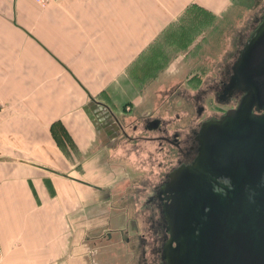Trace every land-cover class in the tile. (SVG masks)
<instances>
[{
  "label": "crops",
  "instance_id": "0c3cea01",
  "mask_svg": "<svg viewBox=\"0 0 264 264\" xmlns=\"http://www.w3.org/2000/svg\"><path fill=\"white\" fill-rule=\"evenodd\" d=\"M193 2L0 0V264H94L79 215L100 191L82 181L110 179L82 177L96 155L71 160L62 140L110 149L124 126L113 86Z\"/></svg>",
  "mask_w": 264,
  "mask_h": 264
},
{
  "label": "rangeland",
  "instance_id": "374dc122",
  "mask_svg": "<svg viewBox=\"0 0 264 264\" xmlns=\"http://www.w3.org/2000/svg\"><path fill=\"white\" fill-rule=\"evenodd\" d=\"M193 1L186 17L162 31L161 42L148 45L130 63L122 85L113 86L115 111L122 113L116 119L124 126H119L110 149L77 150L70 139L62 140L63 154L71 160L83 162L96 155L74 166L82 177L110 179L98 185L82 181L100 191L92 204L82 199L79 215L82 227H96L86 230V236L97 238L91 247L94 264H160L157 249L166 236L159 222L164 220L150 196L164 173L186 154L154 139L159 131L145 123L158 118L169 135L177 131L187 138L201 121L234 105L217 96L220 82L264 13V0Z\"/></svg>",
  "mask_w": 264,
  "mask_h": 264
},
{
  "label": "water",
  "instance_id": "95a60500",
  "mask_svg": "<svg viewBox=\"0 0 264 264\" xmlns=\"http://www.w3.org/2000/svg\"><path fill=\"white\" fill-rule=\"evenodd\" d=\"M229 86L236 107L201 123L197 155L162 185L166 264H264V13Z\"/></svg>",
  "mask_w": 264,
  "mask_h": 264
},
{
  "label": "flooded vegetation",
  "instance_id": "af4514ba",
  "mask_svg": "<svg viewBox=\"0 0 264 264\" xmlns=\"http://www.w3.org/2000/svg\"><path fill=\"white\" fill-rule=\"evenodd\" d=\"M233 63L234 62H232L229 65V67H226L227 75H226V77L223 80H221V82H220L221 89L219 90L220 92L217 94V96L220 98L221 101L234 103L233 106L228 107L227 109H225L224 113L230 108H235L236 105L238 104L242 94H243V92L240 89H238L236 87L229 86L230 76L232 74ZM203 110H204V108H203V106H201L199 108V111H203ZM221 115H217V116L216 115H212V116H209L206 120L211 119V118H219ZM206 120H204V121H206ZM202 122L203 121H201L199 123V125L197 127H195L197 129H192L191 130V133H189L187 138L186 137L183 138L180 135V133L177 132V131H174V132H172L169 135L167 128H165L164 126H162L160 124V120L158 118H153V119L148 120L145 123V127L147 129H155V130L159 131L160 135L154 137V139L165 141V142H167L170 145H174L175 148H177L179 151L183 152L184 156L186 154V158L184 160H180L178 165L175 166V167H178L180 164L187 165V164L191 163L193 161V159L195 158V156L197 155V152H198V140L196 139V136L198 135V132H199V129H200V125H201ZM125 136L128 137L127 133H125ZM144 137H147V136H144ZM148 139H150V138H148ZM175 167L171 168L167 173L166 172L164 173V175L166 174L165 179L163 181H161L157 185V189H155L153 194L150 196V200H153L154 205H157V207L159 208L161 214H162L163 204L166 201L165 200V195L161 194L162 185H164L165 183L168 182V180H169L168 179V174ZM159 216H160V214H159ZM162 217H163V214H162ZM163 220H164V222L163 221L159 222V226H160V228L164 229L163 236L165 235L166 237H164L165 240L161 242L160 248L157 249L158 257L160 258V264H166V262H165V260L163 258V246H164V243L166 242V239L168 237L166 232H165L166 222H165L164 217H163Z\"/></svg>",
  "mask_w": 264,
  "mask_h": 264
},
{
  "label": "built area",
  "instance_id": "2783aa9c",
  "mask_svg": "<svg viewBox=\"0 0 264 264\" xmlns=\"http://www.w3.org/2000/svg\"><path fill=\"white\" fill-rule=\"evenodd\" d=\"M33 1L36 4H38L40 7L44 8L54 0H33ZM0 103H1V99H0Z\"/></svg>",
  "mask_w": 264,
  "mask_h": 264
}]
</instances>
